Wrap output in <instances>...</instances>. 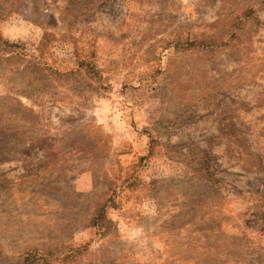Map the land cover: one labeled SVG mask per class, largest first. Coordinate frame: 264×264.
Here are the masks:
<instances>
[{
    "label": "rangeland",
    "instance_id": "1",
    "mask_svg": "<svg viewBox=\"0 0 264 264\" xmlns=\"http://www.w3.org/2000/svg\"><path fill=\"white\" fill-rule=\"evenodd\" d=\"M0 264H264V0H0Z\"/></svg>",
    "mask_w": 264,
    "mask_h": 264
},
{
    "label": "trees",
    "instance_id": "2",
    "mask_svg": "<svg viewBox=\"0 0 264 264\" xmlns=\"http://www.w3.org/2000/svg\"><path fill=\"white\" fill-rule=\"evenodd\" d=\"M12 150V148H10ZM97 215L99 216L100 220H101V223H99V220L96 218L95 221H93V224L98 226L101 225L102 226V223H105V227H106V230H104V228H99L100 231H103L104 235H106L108 233V229L110 228V225H111V221H109L108 219H106V216L104 214V208H101L99 209V211L97 212Z\"/></svg>",
    "mask_w": 264,
    "mask_h": 264
}]
</instances>
